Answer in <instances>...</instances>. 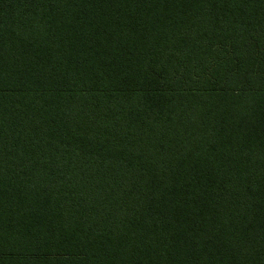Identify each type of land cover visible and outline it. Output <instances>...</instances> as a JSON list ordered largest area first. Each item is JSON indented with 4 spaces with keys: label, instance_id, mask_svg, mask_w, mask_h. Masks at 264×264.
<instances>
[{
    "label": "trees",
    "instance_id": "trees-1",
    "mask_svg": "<svg viewBox=\"0 0 264 264\" xmlns=\"http://www.w3.org/2000/svg\"><path fill=\"white\" fill-rule=\"evenodd\" d=\"M0 264H264V0H0Z\"/></svg>",
    "mask_w": 264,
    "mask_h": 264
}]
</instances>
